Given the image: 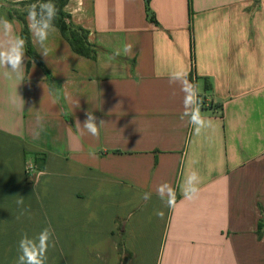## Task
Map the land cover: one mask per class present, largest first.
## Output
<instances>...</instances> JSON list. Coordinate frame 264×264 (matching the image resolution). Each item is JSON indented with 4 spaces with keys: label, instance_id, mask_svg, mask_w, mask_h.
Wrapping results in <instances>:
<instances>
[{
    "label": "crops",
    "instance_id": "0c3cea01",
    "mask_svg": "<svg viewBox=\"0 0 264 264\" xmlns=\"http://www.w3.org/2000/svg\"><path fill=\"white\" fill-rule=\"evenodd\" d=\"M67 4L95 57L55 26L47 56L30 32L40 61L26 52L22 81L0 67V264H17L21 235L49 226L45 264H264V0H150L151 16L145 0ZM174 71L209 101L201 115L212 127L199 135L194 105L181 119ZM89 110L107 123L95 138L76 126ZM37 114L45 130L34 140ZM192 171L200 183L188 199ZM164 182L172 207L156 192Z\"/></svg>",
    "mask_w": 264,
    "mask_h": 264
},
{
    "label": "clouds",
    "instance_id": "9594fccd",
    "mask_svg": "<svg viewBox=\"0 0 264 264\" xmlns=\"http://www.w3.org/2000/svg\"><path fill=\"white\" fill-rule=\"evenodd\" d=\"M57 15L56 5L52 0H41L39 3H34L27 8V22L29 31L32 33L35 42L42 49L41 53L47 56L48 49L46 47V41L51 32L55 31V18ZM0 27H2L5 34V39L0 41V67L4 68V76L8 78L14 77L17 80L23 79V74L26 68V49L25 41L21 37L10 36L12 32V25L7 20H0ZM125 52H131V46L125 48ZM119 52H117V55ZM170 84L180 83V90L184 93L183 104L185 111L181 114V119L188 115L189 106L194 105L191 110V119L189 123L193 125V131L196 135H199L205 128L212 127V121L205 119L201 115V103L199 97V91L195 84L187 78V73L184 71H174L169 76ZM21 99V98H20ZM24 102L21 99V110H23ZM78 106V105H77ZM29 111H32L31 109ZM39 111H37L38 113ZM86 120L81 126L77 121L76 126L80 129L81 134H88L92 137H98L100 129L107 124L104 120H100L97 124V117L91 110L85 113ZM45 130L44 118L37 114L35 118V124L32 130L33 139H39L41 133ZM200 183L199 174L192 171L186 175V179L181 185V191L185 198L192 199L198 193V184ZM167 191V198L165 199L164 193ZM157 195L163 201L166 206L172 207L175 204V190L168 182H164L157 186ZM192 194H195L194 196ZM147 201L150 199L149 193H144L141 197ZM18 204H24V199L20 198L17 201ZM157 216L163 218V211L158 210ZM30 217V209L27 208L25 212L20 213L17 219L21 217ZM53 236V230L51 227L43 228L36 239H29L27 233H23L18 242L19 255L17 258V264H45L46 253L50 246V241Z\"/></svg>",
    "mask_w": 264,
    "mask_h": 264
},
{
    "label": "trees",
    "instance_id": "16d2710c",
    "mask_svg": "<svg viewBox=\"0 0 264 264\" xmlns=\"http://www.w3.org/2000/svg\"><path fill=\"white\" fill-rule=\"evenodd\" d=\"M146 1V7H147V12L150 14V0H145ZM41 0H25L21 1L19 4L22 6H26L28 8L29 5L34 4V3H39ZM52 2L56 5L57 8V15L55 18V26H59L61 29L63 35L65 38L69 41L71 44L72 49L75 52H78L84 56L87 57H95L97 53V48L95 44L90 43L89 39V32L87 29L77 26L71 22V15L67 12L66 6L68 5V0H52ZM27 8L18 10V9H9L8 10V15L9 17H17L22 23V31H21V37L25 41V49L28 55L31 57L35 58L37 61H40V58L38 57L32 42H31V36H30V31L27 23ZM151 16V14H150ZM149 16V17H150ZM202 101L201 103V108L206 107V97L203 96L200 99ZM210 105V104H209ZM262 232L259 231V234ZM120 251L121 252H127L125 246H124V241L121 240L119 243Z\"/></svg>",
    "mask_w": 264,
    "mask_h": 264
},
{
    "label": "built area",
    "instance_id": "2783aa9c",
    "mask_svg": "<svg viewBox=\"0 0 264 264\" xmlns=\"http://www.w3.org/2000/svg\"><path fill=\"white\" fill-rule=\"evenodd\" d=\"M199 97H200V95H199ZM200 99H201V97H200ZM206 105H209V101L208 100H207ZM35 172H36V167H35L34 163L27 164V167H26L27 177L32 179L34 177V175H35Z\"/></svg>",
    "mask_w": 264,
    "mask_h": 264
},
{
    "label": "rangeland",
    "instance_id": "374dc122",
    "mask_svg": "<svg viewBox=\"0 0 264 264\" xmlns=\"http://www.w3.org/2000/svg\"><path fill=\"white\" fill-rule=\"evenodd\" d=\"M0 4L1 5H3L4 6V9H6V8H10L11 7V9H18V10H20V8H12L13 7V5L11 4V3H9V2H7V1H5V0H0ZM2 6H0V8H1ZM6 12V11H5ZM4 11L2 12V13H5ZM0 13H1V10H0Z\"/></svg>",
    "mask_w": 264,
    "mask_h": 264
}]
</instances>
